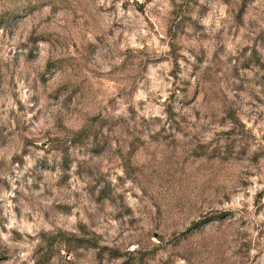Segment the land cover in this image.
I'll return each instance as SVG.
<instances>
[{"label":"rangeland","instance_id":"374dc122","mask_svg":"<svg viewBox=\"0 0 264 264\" xmlns=\"http://www.w3.org/2000/svg\"><path fill=\"white\" fill-rule=\"evenodd\" d=\"M0 264H264V0H0Z\"/></svg>","mask_w":264,"mask_h":264}]
</instances>
